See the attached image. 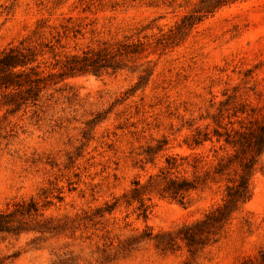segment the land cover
<instances>
[{
    "label": "rangeland",
    "instance_id": "obj_1",
    "mask_svg": "<svg viewBox=\"0 0 264 264\" xmlns=\"http://www.w3.org/2000/svg\"><path fill=\"white\" fill-rule=\"evenodd\" d=\"M200 5L0 0V54L23 39L52 45L59 58L144 42L121 68L64 77L36 107L0 106V211L34 198L42 213L26 230L0 232V264H264V153L252 199L195 252L180 238L164 248L157 235L204 218L222 202V185L185 203L146 195V218L123 196L159 174L169 155L214 162L210 142L195 150L186 142L215 126L220 109L236 128L264 115V0L222 5L172 43L158 42ZM44 57L56 62L52 52Z\"/></svg>",
    "mask_w": 264,
    "mask_h": 264
},
{
    "label": "trees",
    "instance_id": "obj_2",
    "mask_svg": "<svg viewBox=\"0 0 264 264\" xmlns=\"http://www.w3.org/2000/svg\"><path fill=\"white\" fill-rule=\"evenodd\" d=\"M234 1L237 0H201L195 13L183 17L177 27L158 42L163 46L172 43L205 15ZM46 47L50 50H46ZM143 50L144 42L121 41L59 58L52 45L33 44L23 39L0 54V106L7 107L12 113L36 107L46 90L64 77L82 73L100 74L109 68H121L126 59ZM48 52L54 54L56 61L52 67L44 57ZM251 110L255 112L256 107ZM239 111L246 112L237 109L234 115ZM213 119L215 126L210 128L208 124L205 128L198 127L186 144L195 150L210 142L214 162L203 163V158L196 152L169 155L159 174L151 175L146 184L136 180L132 189L123 195L126 203L137 202L140 215L146 218L149 210L147 199H150L146 195L153 192L185 203L195 190L213 184L223 186L222 202L204 218L183 226L176 236L170 232L157 235L159 244L164 248H172L176 238H180L191 252H195L198 246L216 237L233 215L252 199V177L264 153V115L250 119L247 124L242 122L239 128L234 127L232 121L223 122V109ZM40 215V205L34 198L16 202L0 211V232L19 233L28 229L32 218Z\"/></svg>",
    "mask_w": 264,
    "mask_h": 264
}]
</instances>
